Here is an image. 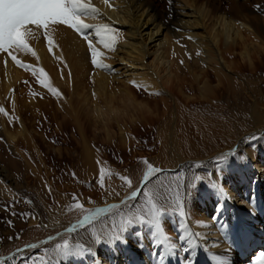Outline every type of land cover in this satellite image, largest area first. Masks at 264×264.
Listing matches in <instances>:
<instances>
[{"label":"bare ground","instance_id":"obj_1","mask_svg":"<svg viewBox=\"0 0 264 264\" xmlns=\"http://www.w3.org/2000/svg\"><path fill=\"white\" fill-rule=\"evenodd\" d=\"M166 1L170 5L168 10L158 7L153 0H111V7L106 6L103 0H90L93 6L100 9L101 15L88 18L86 22L108 24L118 33L114 50H108L94 41L102 53L103 62L111 66L109 69L94 67L87 43L65 25H57L44 35L57 38L60 42L62 52L57 54L56 59L59 71L45 54L41 40H38L39 44L31 43L35 58L40 63L37 70L43 69L41 75L48 83L53 78V84H63L57 82L58 72L69 74V103L62 104L61 112L65 113L64 117L71 116L86 129L93 127L109 137L112 123L115 122L121 133L120 139H123L122 134L125 135L124 130L128 126L139 125L134 119L135 115L148 119L156 110L155 106H151L152 99H145L146 92L150 96L160 93L164 119L155 125L161 144L157 160L165 167H155L160 169L158 173L168 169H198L199 177L198 183L194 181L193 189L189 188L193 177L189 175L184 180L186 193L194 195L185 204V215L179 214L178 218L173 210L167 208L164 218L158 220V228L164 236L163 243L160 239L148 240L146 233L130 235L123 232L120 239L104 238L95 244L77 236V244L74 245L75 251L79 252L63 255L56 264H215L212 259L221 262L218 264H233L236 258L238 264H256L257 260L254 261L246 253L235 256L221 233L229 230L235 232L236 227L238 232L242 226L251 227L249 214L258 216L264 212V95L260 94L259 76L241 70L235 59L238 47L239 59L245 65H253L254 58L259 59L264 55L263 45L253 44L254 39L251 41L247 38L254 37L255 31H260L258 34L264 40V13L252 15L255 26L252 22L248 24L224 12H217L200 3V0ZM229 1L236 13L246 17L253 13V10L245 11L242 6L247 0ZM38 36H41L40 31H35L28 40ZM23 52L14 50L13 54L19 60L25 59L30 63L31 56ZM208 68L217 80L214 85L206 77L205 70ZM18 70L8 54L0 55V85L12 86L19 78ZM185 73L192 79L190 83L197 97L204 100L198 104L204 116L196 113L195 107H191L193 104L189 106V101L192 102L196 96L186 92V87H183ZM220 89L224 93L219 97L216 92ZM242 93L250 99L248 108H240L236 116L232 115L230 100L245 101L239 97ZM222 97L224 107L221 108L217 102ZM35 104H31V111ZM125 117L129 118L130 124L121 123L120 120ZM61 123H64V118ZM78 129L82 135L83 129L79 126ZM16 131L22 133L25 142L30 140L24 125L21 124ZM6 136L13 139L14 133L9 130ZM252 136L255 139L249 140L248 137ZM186 154L188 157L179 158ZM169 155H175L177 159L171 167L166 166ZM220 155H225L226 159L218 161L216 158ZM86 160L88 169L93 168L95 160L89 152ZM4 161L11 167L16 163L15 159ZM196 164L200 167L193 166ZM204 175L210 184L211 178L215 185L212 183L210 187L208 183L206 188V184L202 183L203 189L197 187L202 185ZM146 182L140 179L119 201L98 208H104L106 212L113 210L112 205H119L133 190L139 193ZM174 196L173 201L176 194ZM219 196H224L220 202ZM204 204L207 206L202 209ZM78 220L69 225V228H76L75 232H68L69 228L65 232L79 233L82 226L77 223ZM171 220L175 225L174 233L170 229ZM107 235L110 234L102 231V236ZM138 236L147 239H142L144 243H141ZM47 241L49 238L34 244ZM80 244H84V247ZM21 249L0 255V264H12L14 256L24 253ZM207 256L209 262L205 259Z\"/></svg>","mask_w":264,"mask_h":264},{"label":"rangeland","instance_id":"obj_2","mask_svg":"<svg viewBox=\"0 0 264 264\" xmlns=\"http://www.w3.org/2000/svg\"><path fill=\"white\" fill-rule=\"evenodd\" d=\"M153 1L160 8L165 7V10H168L170 7L166 0ZM200 3L212 7L217 12H224L242 22L245 21L248 24L252 22L255 26L256 22L252 20V15L256 16L257 14L259 16L264 13V0H247L243 2L242 6L245 7V11L253 10V13L247 17L236 13L234 8L231 7L232 5L229 0H200ZM259 32L255 31L254 37L247 36V38H250L251 41L254 39L253 42L250 41L251 43H259L264 47L263 36L259 35ZM39 39L41 40L45 54L52 64L57 67V71H59V64L56 60L57 54L62 52L59 40L41 35L32 38V42L28 40V43L33 44V42H36L39 44ZM49 39L52 41L51 46L48 43ZM32 44L30 45V49L24 50L25 52L21 50L23 53L31 56L29 59L30 63L25 59L20 60L22 64L28 65L29 69L25 70L23 67L17 65L19 68L18 72L20 73L19 78L10 87L5 86L3 75H1L3 89L0 90V108H3L4 111L0 112V255H5L13 249L25 247L20 250L24 251V253L13 257L12 264H48V261L49 264H56L58 258L63 255H53L51 252L46 253L45 249L54 248L57 243H63L64 239H68L72 244H77L75 243L77 236L87 240L89 243L93 241L95 244L97 243L98 235H102V231L110 235L114 233L113 230L111 231L106 228L107 225H111L114 222L119 224L127 222L130 218L129 208L131 205H137V209L145 206L147 203L146 198L140 194L137 200L130 201L122 208L106 212L98 221L87 227L82 226L79 233L74 235L65 232L72 221L78 220L86 214L85 210H94L109 202L119 201L129 188L139 182L147 170V165L143 162L145 158L153 166L165 167L163 163L157 160L161 152V144L158 140L159 132L155 127L159 121L164 119V114L162 113L163 105L160 102L161 94L150 96L146 92L145 99H152L151 106H155L156 110L148 119L135 115L134 119L137 120L136 123L139 125L135 127L128 126L124 130L125 135L122 134L123 139H120L121 133L115 122L112 123L113 128L110 129L109 134L111 136L109 137L104 132L95 130L93 127L89 126L86 129L82 124L78 125L74 121V118H71V116L66 118L64 117L65 113L61 112L63 111L62 104L67 105L69 103V82H71L69 81V74L65 75L58 72L59 77L57 82H63V84H53L52 78L49 84L57 90L55 93L40 85L37 82L39 76H41L40 69L37 70L40 63L35 58V49ZM49 47H51V51H49ZM238 52L239 47L236 49L235 59L239 62L241 70L249 74L250 72L251 74L256 73L259 76L260 94L264 95V55L259 59L254 58L253 65L250 66L241 62ZM32 69L37 71V76H33ZM205 71L209 82L213 85L216 84L217 80L211 69L208 68ZM185 78L183 79V87H186V92L196 96L195 99H192V102L189 101V106L193 104L194 106L192 105L191 107H195L196 113H201V116H204L202 115L204 113L198 108L199 102L204 100L197 97L196 91L191 86L193 81L187 73H185ZM216 93L220 97V94L224 92L223 89H220ZM239 97H243L245 101L238 99L230 100V103L228 102L231 105L230 108L233 110L232 115L235 114V116L238 114V111L247 109L250 103V99L244 93ZM220 99V102L217 103L222 108L224 107L223 97ZM35 103L39 104L36 105ZM31 104H35L33 106L35 110L31 111ZM63 118L64 123H61V119ZM124 119L120 120L121 123H131L129 118L125 117ZM145 121L146 123H142ZM240 123L245 125L241 121ZM21 124L29 132L30 140L28 142L23 140L22 133L16 131ZM78 126L83 129L84 133L82 135ZM9 130L14 133L13 139H9L6 136ZM193 137L196 139L195 135ZM87 152H89L90 157L92 154V159L93 161L95 160L93 163L94 167L91 169L87 167ZM186 156L188 157L186 154L179 156V158ZM4 159H15V166H9L5 163ZM166 161V166L171 167L177 162V159L175 155H169L166 157ZM101 168L105 172L103 186L99 182ZM196 171L198 169H191L189 171L187 168L173 172L163 170L154 175L149 182L147 180V188H145L146 183L142 186L141 189L145 191L160 190L171 200V203L161 205L163 211L158 220L164 218V211L167 208L173 210L174 214L179 218L180 211L174 204L175 198L173 201L177 185H179L180 200L183 204L181 206L183 215H185V204H188L194 195L193 193H186L184 180L186 176L191 175L193 179L190 182L189 188L192 187L193 189L195 184L198 183ZM218 172L220 173V171ZM218 172L217 175L219 177L220 174ZM120 176L129 177L132 182L131 187L123 182L119 178ZM203 178L201 184H206V188H208V183L210 184L209 179L205 175ZM203 184L201 185V189H203ZM211 185L212 183L210 187ZM74 198H78V201L84 206L83 209L75 208ZM137 209H133V212ZM158 220L157 224L148 222L135 223L130 225L124 233L130 235L146 233L148 240L155 237L156 239L153 241L159 239L163 241L164 236L163 232L158 228ZM253 223L251 222V225ZM254 226H256V230H260L259 228H261L262 224ZM243 229L244 232L242 233L245 240L239 241L234 237L230 249L237 256L240 253V242L243 243L251 239V249L247 252L242 251V253H246L251 258L253 257L255 261L263 253L259 245V243L263 242V236L259 231L249 234L246 228ZM10 237L12 239H9ZM49 237H52V240L34 244ZM138 238V241L147 239L142 237V240L140 239L141 236H138ZM31 245L35 246L32 247ZM80 245L84 247V244ZM211 261L215 262V264L221 263L213 259ZM237 261L236 258L235 262H232L233 264H238ZM250 263L254 264V262Z\"/></svg>","mask_w":264,"mask_h":264},{"label":"snow or ice","instance_id":"obj_3","mask_svg":"<svg viewBox=\"0 0 264 264\" xmlns=\"http://www.w3.org/2000/svg\"><path fill=\"white\" fill-rule=\"evenodd\" d=\"M106 6L111 7V0H103ZM259 8V6H257ZM101 15L100 9L93 6L90 0H0V51L6 52L18 66L23 67L25 70L29 69V66L22 64L13 54L14 50H28L30 45L28 43V37L32 34L31 27L42 28L46 31L50 25H66L73 29L82 39L87 43V49L91 57V62L94 67L101 69H109L111 66L104 63L101 59L102 53L95 46V42L103 44L106 49L114 50V45L117 40L118 33L115 29L108 24H93L86 22L88 18H97ZM92 33L91 35L89 33ZM51 46V39L48 40ZM51 51V47H49ZM182 63V62H181ZM40 73H43V69H40ZM33 76H37V71L32 69ZM40 85L50 89L53 93L57 90L53 88L44 78L43 75L39 76L38 81ZM27 83V82H25ZM158 94V93H157ZM4 109L0 108V112ZM249 140L255 139L254 136L248 137ZM218 161L226 159L225 155H220L216 158ZM147 165V170L141 177L142 180H148L153 174L158 173L160 169L153 166L145 158L143 161ZM194 167H200L199 164L193 165ZM105 178L104 169H100L99 182L103 186ZM123 182L131 187L132 182L129 177L120 176ZM199 179V177H196ZM147 188V183L145 184ZM142 194L146 198V204L143 208L137 209V205L133 204L129 208V219L123 224L114 222L111 225H107L106 228L113 230L115 235L102 236L98 235L96 242L100 243L104 238L108 240L120 239L121 234L127 230L130 225L137 222H148L156 224L158 218L162 214V204H169L171 200L164 195L160 190H148L141 189L140 193L133 190L128 197H125L119 205H112L113 209L122 208L128 204L129 201H135L138 196ZM75 208L83 209L84 206L78 201V198H74ZM163 201V203H161ZM180 214L183 215L182 202L179 195V185L176 189V199L174 203ZM133 209H137L133 212ZM86 214L79 220L78 224L81 226H89L98 221L102 214L106 213L104 208H97L94 210H85ZM68 232H75L76 228H69ZM9 239H12L11 237ZM52 240V237H49ZM163 243V241H161ZM34 247L35 245H31ZM28 247V246H26ZM171 247V245H169ZM75 251V245L68 239H64L63 243H57L52 249H45V252H51L53 255L73 254ZM49 264V261H48ZM256 264H264V253L260 254Z\"/></svg>","mask_w":264,"mask_h":264}]
</instances>
